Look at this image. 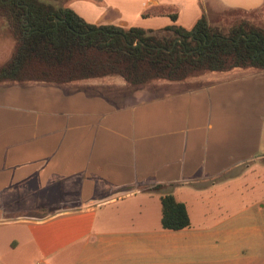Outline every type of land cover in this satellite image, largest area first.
I'll return each instance as SVG.
<instances>
[{"label":"crops","instance_id":"0c3cea01","mask_svg":"<svg viewBox=\"0 0 264 264\" xmlns=\"http://www.w3.org/2000/svg\"><path fill=\"white\" fill-rule=\"evenodd\" d=\"M44 1L89 24L154 31L264 7ZM253 70L122 84V96L106 80L0 84V264H264V177L252 180L264 170V71ZM167 194L189 228L163 229Z\"/></svg>","mask_w":264,"mask_h":264},{"label":"trees","instance_id":"16d2710c","mask_svg":"<svg viewBox=\"0 0 264 264\" xmlns=\"http://www.w3.org/2000/svg\"><path fill=\"white\" fill-rule=\"evenodd\" d=\"M0 20L15 41L11 57L0 66V84L119 79L140 87L235 69L264 71V27L241 16L227 29L203 15L191 30L172 25L154 31L89 24L73 10L44 0H0ZM161 202L163 229L191 226L184 203L170 194Z\"/></svg>","mask_w":264,"mask_h":264},{"label":"rangeland","instance_id":"374dc122","mask_svg":"<svg viewBox=\"0 0 264 264\" xmlns=\"http://www.w3.org/2000/svg\"><path fill=\"white\" fill-rule=\"evenodd\" d=\"M229 3H236L241 5H246V7H254L255 5H260L263 3V0H227ZM226 11H217L213 13H209V21L214 25H222L223 28H229L233 21L235 20V17L241 16V18H246L249 20H252L255 24L260 25L264 27V7L261 9H258L256 11H243L240 13H226ZM4 36V40L2 43L4 44V50H0V66L7 62V60L11 57L13 50H14V44L15 41L13 37L10 35L8 29L6 26H4V23L0 20V35ZM1 43V42H0ZM11 46V50L8 54V47ZM6 53H5V52ZM255 71V70H253ZM205 78V77H204ZM204 78H200L201 80ZM122 83L119 79H107L104 83H102L101 89L103 91H107L106 94H117V96H122L128 94L131 87H123L121 86ZM133 88V87H132ZM139 88V87H138ZM136 89V88H133ZM264 177V170L257 166L256 171L252 174V180H262ZM234 180H245L241 176H237ZM240 186H238L239 188ZM257 192H263L261 190V187L258 188ZM194 220L197 221V217L194 215Z\"/></svg>","mask_w":264,"mask_h":264}]
</instances>
